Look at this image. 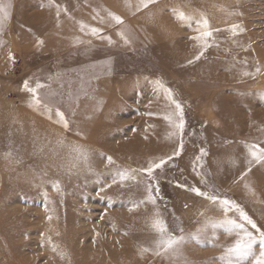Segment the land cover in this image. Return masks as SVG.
I'll return each mask as SVG.
<instances>
[{
  "label": "rangeland",
  "instance_id": "rangeland-1",
  "mask_svg": "<svg viewBox=\"0 0 264 264\" xmlns=\"http://www.w3.org/2000/svg\"><path fill=\"white\" fill-rule=\"evenodd\" d=\"M2 2L0 264H225L236 236L197 233L224 212L192 188L264 231V0ZM156 220L185 237L178 255Z\"/></svg>",
  "mask_w": 264,
  "mask_h": 264
},
{
  "label": "snow or ice",
  "instance_id": "snow-or-ice-1",
  "mask_svg": "<svg viewBox=\"0 0 264 264\" xmlns=\"http://www.w3.org/2000/svg\"><path fill=\"white\" fill-rule=\"evenodd\" d=\"M155 2L156 0H140L139 6L137 7V11H139L141 7L147 8L149 5ZM10 7H11L10 4H4L2 0H0V31L3 30L4 21L10 17L11 14ZM57 9H58L57 15H59V6H57ZM108 15L111 16L116 21L117 24L123 23V20L120 16H117L111 12H109ZM176 15L177 18L181 20L189 19L182 12L176 13ZM203 25L205 28H207L208 26L207 19L203 20ZM233 27L235 28L237 26H233ZM97 31H98L97 29H92L93 33ZM202 35L207 37L211 35V32L205 31L203 32ZM195 39H199V37H195ZM42 43L43 41L37 40V44H42ZM207 46L208 45L206 43L202 46L201 52L194 58V60L200 59V56L203 55V49L206 48ZM194 60H189L187 63L191 64L194 62ZM157 83H159V81H157ZM24 87L25 89L33 93L36 91L33 88H28L27 81H25ZM165 92L168 95L169 99H171L172 98L171 90L165 89ZM173 103H175L177 113L180 115V122L175 126L182 130L184 127L182 108L180 103L174 100ZM29 106L31 107L32 104L30 103ZM56 115L59 117L57 123L62 124L63 127L67 129L69 127V123L64 118V113H62L61 111H59V109H57ZM200 152H201V156L207 155L204 149H201ZM174 155H179V150L175 152ZM250 155L257 162L264 161V148H259V146H252ZM108 160L109 162H111V157H108ZM249 163H251V161H249ZM162 164H164V160H161L159 164H150V166L147 169H142L141 171H146L149 177H151L153 169L159 168ZM120 176L121 179L123 180L126 178V173L122 172L120 173ZM191 190L199 196L206 197L209 201L213 203H218L222 211L224 212V216L221 219L205 218L204 225L201 228L197 229V233L204 232L209 226V224H211L213 227H215L216 225H223L225 230L229 234L234 233L236 236L234 243L225 249V253H224L225 264H244V262L247 259L255 255L253 252V245L257 242V240L259 241L260 253L259 256L253 261V264H264V231H261L257 227L256 223L251 219V217L242 208H240V206L237 205L234 201L228 199H220L217 195L211 194L209 192H201L197 188H192ZM148 199L153 200L154 202V198L151 195V191L149 192ZM230 212L238 213V219L230 218L229 216ZM246 225H250L251 229H255L258 235H254L253 232L250 231ZM153 226L158 230V232L162 234V238L159 241H157V247L162 248L164 252L171 251L174 255H178L179 246L185 242V237L183 235L177 237L171 234H167L166 226L163 224V221L161 220L154 221ZM181 231L183 230L181 229ZM191 235H192V239L197 240L198 242V236L195 234H191ZM143 250L147 251V249H143Z\"/></svg>",
  "mask_w": 264,
  "mask_h": 264
},
{
  "label": "bare ground",
  "instance_id": "bare-ground-1",
  "mask_svg": "<svg viewBox=\"0 0 264 264\" xmlns=\"http://www.w3.org/2000/svg\"><path fill=\"white\" fill-rule=\"evenodd\" d=\"M244 197V196H243ZM241 198V197H240Z\"/></svg>",
  "mask_w": 264,
  "mask_h": 264
}]
</instances>
